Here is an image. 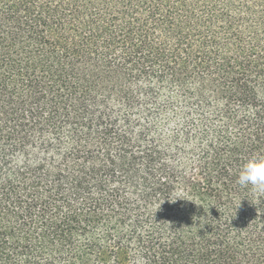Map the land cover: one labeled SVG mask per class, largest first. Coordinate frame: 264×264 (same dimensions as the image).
Wrapping results in <instances>:
<instances>
[{"label":"trees","instance_id":"16d2710c","mask_svg":"<svg viewBox=\"0 0 264 264\" xmlns=\"http://www.w3.org/2000/svg\"><path fill=\"white\" fill-rule=\"evenodd\" d=\"M264 0H0V264H264Z\"/></svg>","mask_w":264,"mask_h":264},{"label":"clouds","instance_id":"9594fccd","mask_svg":"<svg viewBox=\"0 0 264 264\" xmlns=\"http://www.w3.org/2000/svg\"><path fill=\"white\" fill-rule=\"evenodd\" d=\"M236 183L242 188L264 193V156L254 155L240 168Z\"/></svg>","mask_w":264,"mask_h":264}]
</instances>
